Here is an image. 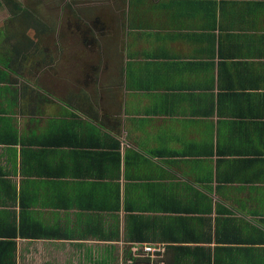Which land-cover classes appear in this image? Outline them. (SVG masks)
Returning <instances> with one entry per match:
<instances>
[{
    "label": "crops",
    "instance_id": "crops-1",
    "mask_svg": "<svg viewBox=\"0 0 264 264\" xmlns=\"http://www.w3.org/2000/svg\"><path fill=\"white\" fill-rule=\"evenodd\" d=\"M128 5L116 86L0 29V264H264V0Z\"/></svg>",
    "mask_w": 264,
    "mask_h": 264
},
{
    "label": "rangeland",
    "instance_id": "rangeland-1",
    "mask_svg": "<svg viewBox=\"0 0 264 264\" xmlns=\"http://www.w3.org/2000/svg\"><path fill=\"white\" fill-rule=\"evenodd\" d=\"M16 1L33 11L50 29L49 33H37L35 28L39 24L31 21L23 34L37 42L38 54L50 56L45 64L46 70H52V61L74 56L78 61L76 67L89 66L93 70L89 76L92 85H98L99 82V85H120L121 73L119 72L118 78L114 74L117 52L123 59L125 57L122 41L125 43L128 0ZM1 2L0 29L5 28L6 39L11 35L21 34V26L25 21L22 23L20 20H13L9 6L5 4V0ZM36 35L39 37L36 38ZM13 41L7 42L6 47L12 49L17 42Z\"/></svg>",
    "mask_w": 264,
    "mask_h": 264
},
{
    "label": "trees",
    "instance_id": "trees-1",
    "mask_svg": "<svg viewBox=\"0 0 264 264\" xmlns=\"http://www.w3.org/2000/svg\"><path fill=\"white\" fill-rule=\"evenodd\" d=\"M5 4H7L9 6L10 9V13L13 16V20H20L22 23L25 21V24L21 26V29L23 30L21 32V34L18 35H11L9 38L7 37L6 40L10 39L11 41L16 40L17 42L13 45L12 49H10V53L6 52V56L8 55H16V56H21L23 54H26V49H28V51H32L30 53H37L38 54V45L37 42H35L32 38L30 37H26L23 34L24 31L26 30V28L28 27L29 22H35L36 24H39V26H35L37 29L36 32L38 33L40 31V33L45 34V33H49L50 29L47 28V26H45V24L40 20V18H38V16L36 17V15L33 14V11H31L30 9L22 6L19 2H17L16 0H5ZM2 5V2L0 0V6ZM39 36L36 35V38H38ZM9 41V40H8ZM24 41H26V44L28 43L30 47H28V44L25 45ZM12 66V64H10L9 62H6V69H9ZM7 74H6V79H7Z\"/></svg>",
    "mask_w": 264,
    "mask_h": 264
},
{
    "label": "built area",
    "instance_id": "built-area-1",
    "mask_svg": "<svg viewBox=\"0 0 264 264\" xmlns=\"http://www.w3.org/2000/svg\"><path fill=\"white\" fill-rule=\"evenodd\" d=\"M145 251H146L147 253H154V252L159 251V249H158V248H153V247L146 246V247H145Z\"/></svg>",
    "mask_w": 264,
    "mask_h": 264
}]
</instances>
